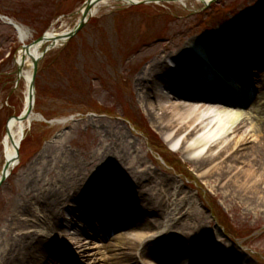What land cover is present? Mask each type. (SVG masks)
Segmentation results:
<instances>
[{
  "label": "rangeland",
  "instance_id": "374dc122",
  "mask_svg": "<svg viewBox=\"0 0 264 264\" xmlns=\"http://www.w3.org/2000/svg\"><path fill=\"white\" fill-rule=\"evenodd\" d=\"M88 1L0 0V174L6 162L3 139L7 124L25 107L28 85L20 75L33 74L30 59L19 66L23 46H31L47 33L74 30ZM99 7L79 34L39 63L34 111L45 120L26 128L19 163L0 189V264H27L39 245L50 264H61L66 258L68 263L87 264L62 244L66 242L65 226L56 225V238L41 237L40 243L37 234L43 227L29 228L23 217L17 219L22 211L29 215L30 202L42 201L47 191L58 198L61 189L64 196L58 204L47 201L41 205V222H61L66 208L77 215L67 216L74 225L80 226L84 218L88 222L82 226L106 225L115 216L108 214L114 206L119 205V212L127 210L128 201L146 219H138V225L151 224L140 227L154 234V226L165 219L162 191L176 183L194 197L195 217L181 215L159 242L151 239L145 254L152 252L164 261L161 263L169 264L174 259L171 249H176L172 246L180 242L191 251L189 264H239L245 259L248 264H264V215L249 209L248 197L237 198L228 192L234 185L229 178L235 168L202 178L198 170L203 162L170 150L144 97H155L154 86H165L171 70L183 74L173 62H202L194 54L180 56L196 39H203L211 58L228 52L234 73L244 75V82L263 94L264 0H213L209 5L185 0L138 6L116 2ZM3 18L22 27L29 34L27 40L23 42L18 30ZM251 35L259 39L248 43ZM195 83L201 86L199 81ZM217 84L225 89L224 82ZM154 139L161 148L153 144ZM253 141L255 138L250 141L252 147ZM257 161H264V153ZM138 171L142 175L137 177ZM142 178L141 185L135 183ZM76 193L80 200L72 204L70 199ZM151 196L157 199L153 201ZM105 198L112 203L110 207L95 202ZM83 205L86 214L78 222ZM212 212L220 221L225 218L230 235L219 227ZM106 213L109 216H103ZM159 244L165 246L163 250H158ZM60 249L63 253L53 254L54 261L49 259ZM145 254L140 250L123 256L144 264Z\"/></svg>",
  "mask_w": 264,
  "mask_h": 264
},
{
  "label": "bare ground",
  "instance_id": "6f19581e",
  "mask_svg": "<svg viewBox=\"0 0 264 264\" xmlns=\"http://www.w3.org/2000/svg\"><path fill=\"white\" fill-rule=\"evenodd\" d=\"M165 1L169 0H105L99 6H108L116 2H121L128 6H135L140 3L151 4L152 2L158 5ZM197 1L202 4H207L212 0ZM177 2L183 3L185 0H177ZM99 6H97V8H100ZM83 12L84 9L81 11V14H83ZM93 14H96V10H94ZM18 33L23 42L29 37V34L20 26H18ZM58 36L62 35H56L54 33L48 34L49 38H57ZM255 39L256 38L251 35V38L246 41L252 43L256 42L259 38L257 40ZM262 39H264V36ZM64 42V40L57 39L54 41L53 45L54 47H61ZM47 43L48 42H45L44 45L33 48L31 53L36 57L41 55L40 48ZM49 44L50 43H48V45ZM203 45L202 40H192L181 51L180 56L184 57L195 53L197 57L204 58L208 53ZM236 50L239 52L238 49ZM24 55L25 52L22 51L18 58L19 63H21ZM26 55L29 59L28 54ZM207 57L210 62L213 63V67H215V72L217 74L223 77H226L227 74L233 78L238 76L243 77L242 74H230L231 71H228L230 67H233V64L230 63V54L228 52L225 51L222 54H217L213 60L210 59L209 56ZM166 64H168L167 61ZM250 64L253 65V63ZM173 65L181 67L180 69L183 70L184 74H177L175 71L171 70V76H168L165 86H154L156 90L155 97L144 96L146 99V106L150 110L153 120L160 125L166 143L170 145L172 150L177 153L182 152L186 157H189L190 160L203 162V166H201L198 171L199 175L204 179H207L209 174L219 175L220 171L226 174L228 168H235L232 172L233 175L229 178L234 185H231L232 189H229L228 192L231 191L234 196H238L239 198L248 197L245 201L249 209L253 212H261L264 215V161H257V158L263 156L264 153V132L262 131L264 127V110H260L259 108L260 106H264V93L258 94V97H255L248 110H242L233 99L247 97L246 95L255 91L250 85L243 82L244 79L237 83L235 92L232 93V99L225 100L212 95L198 94L200 89L198 85H193V83L197 80L204 81V77L208 74L205 69L206 67L202 63L200 64L193 61L177 65L173 62ZM167 67H170V65ZM31 77V73L27 75L22 74L21 79L26 80L29 86ZM28 96L27 92L23 114L27 113L30 106ZM249 96L250 95H248V97ZM248 97L247 100L250 99H248ZM36 121L43 120L40 118L38 119L37 116L32 114L28 120L22 122L14 119L9 121L3 139L5 157L8 162L15 161L16 147H21L22 135L25 134L29 124L32 125L33 122ZM252 138H255L253 147L252 142L250 143ZM255 142H258L257 144L259 147ZM259 151H261L260 154L258 153ZM239 161L241 165L237 164ZM16 166L17 163L11 167L10 171ZM219 166L224 167L220 168ZM257 174L259 175L258 177ZM138 175H142V171H138L136 176L138 177ZM144 179L145 178L141 180L137 179V181L134 182L141 185ZM80 189L82 190L83 188ZM162 195L164 196L162 200L165 207L162 215H164L165 219L163 222H159L158 227L154 226V229L156 228L154 234H149L145 228L140 227H149L151 224L138 225V219L141 221L146 219L141 217V213L136 209V206L134 209V205L128 203V201H126L127 204L125 205L127 210L119 212V205L116 204L114 206V211L108 214L114 213L115 217L118 215L117 223L112 222L111 224V221L105 222L106 225L103 228L100 227L99 224L93 228L89 227L88 224L82 226L81 224L88 222L86 218L81 221L80 226L74 225L67 216L77 215L66 208L62 214L63 218L61 222L52 223L51 221H47V219L45 222H41V205L45 204L47 201L52 205L58 204L57 200H60L62 196H64L61 189L58 198L47 191V196L42 201L35 199L30 202L29 215H27L26 211H22L17 213L16 217L17 219L23 217L24 219L22 218V221H24V225L30 223L29 228H32V225L43 227L37 234L38 237H40L37 238L38 240L41 239V237L56 238V230L58 228L56 225L65 226L66 242H61L80 262L87 261V264H136L134 263L136 261L128 260L126 257L122 256V251L130 253L129 255H133L134 252L138 254L141 250V252H143L142 255H144V250L152 243L151 239L153 242L160 241V239L156 237L163 236L167 230L175 227L176 221L180 220L181 215H183V217L190 216L194 218V214L197 212L194 211L197 210V208L193 209L196 202L192 194L187 193L184 189L179 187L177 183L169 190H163ZM79 198L80 195L76 193L70 201L74 204L79 202ZM251 198H253V200H251ZM155 199H157V197L151 196V200L154 201ZM95 202L105 206L108 205V207L112 205L106 198L104 201L98 200ZM150 205L151 204H149L148 207L149 209H151ZM55 207L53 208L54 214L57 213ZM82 207L83 209L79 210L80 218L78 222L81 220V215L86 214L85 206L83 205ZM74 208L75 207L72 209ZM123 209H125L124 206ZM62 215H60V217H62ZM105 215H107V213L103 216ZM38 216H40V220L36 219ZM54 218L55 216H53V219ZM24 225L22 226L24 227ZM17 226H21V224L18 223ZM51 226L52 228L50 229ZM20 229L22 228L17 227V230ZM217 235H219L218 232ZM39 242L43 243L42 240H39ZM174 244L183 245L180 242H175ZM41 246L43 247V245ZM164 247L165 246L162 244L157 246L158 250H163ZM190 248L193 249L192 247ZM36 249L34 253H31L34 256L33 259L27 261L29 262L27 264H38L47 260V256L42 251L40 245L37 246ZM175 250L177 251V249ZM171 252L174 253V249H171ZM186 252L187 250H178L173 258L177 259L181 257L183 264H189L188 259L191 258V255ZM59 253H63V251L61 249L60 251H55L51 254L50 258H48L54 261L55 255ZM145 258L148 261L146 264H163L161 263L163 260H160L152 252L145 254ZM176 259L171 260L169 264H178L176 263ZM47 264H50V262L48 261ZM61 264L74 263H68L66 258ZM240 264L248 263L245 259V261L242 260Z\"/></svg>",
  "mask_w": 264,
  "mask_h": 264
},
{
  "label": "water",
  "instance_id": "95a60500",
  "mask_svg": "<svg viewBox=\"0 0 264 264\" xmlns=\"http://www.w3.org/2000/svg\"><path fill=\"white\" fill-rule=\"evenodd\" d=\"M102 1L104 0H90L87 4V9L83 15V18L81 20V23L79 26L76 27V29L67 34V35H63V36H58L57 38H49L47 37L46 35L43 36L42 38L38 39L37 41H35L31 46H24L23 47V50L25 52V55L22 57V61H21V64L24 65V63L26 62V58H27V55L29 56V58L31 59L32 61V69H33V74H32V79H31V82H30V88H29V100H30V106H29V109L27 111L26 114H23L21 117H18L16 118V121H19V122H22V121H25V120H28L30 118V116L33 114V110H34V99H35V85H36V78H37V74H38V65H39V62L40 60L42 59V57L50 50L51 47L47 48L43 54L41 56H34L32 53H31V50L35 47H38L39 45H41L44 41H56L57 39H60V40H67V39H70L72 37H74L79 31H81L84 26L86 25L87 23V18L88 16H90L91 14V10L94 6L98 5L99 3H101ZM21 76V75H20ZM17 150H19V146L16 147ZM18 160V155L16 156V159L14 162H6V165L4 167V170L2 172V175H1V178H0V188L3 186V184L6 182V180L8 179L9 177V174H10V169L13 165L16 164V161Z\"/></svg>",
  "mask_w": 264,
  "mask_h": 264
},
{
  "label": "trees",
  "instance_id": "16d2710c",
  "mask_svg": "<svg viewBox=\"0 0 264 264\" xmlns=\"http://www.w3.org/2000/svg\"><path fill=\"white\" fill-rule=\"evenodd\" d=\"M153 143H154V145H156V146H158L159 148H161V144H159V143L156 141V139L153 140Z\"/></svg>",
  "mask_w": 264,
  "mask_h": 264
}]
</instances>
